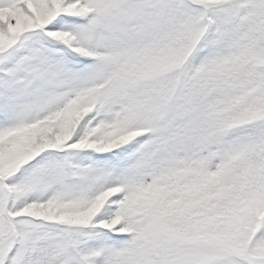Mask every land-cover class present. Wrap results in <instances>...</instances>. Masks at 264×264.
<instances>
[{
  "label": "snow or ice",
  "instance_id": "snow-or-ice-1",
  "mask_svg": "<svg viewBox=\"0 0 264 264\" xmlns=\"http://www.w3.org/2000/svg\"><path fill=\"white\" fill-rule=\"evenodd\" d=\"M0 264H264V0H0Z\"/></svg>",
  "mask_w": 264,
  "mask_h": 264
}]
</instances>
